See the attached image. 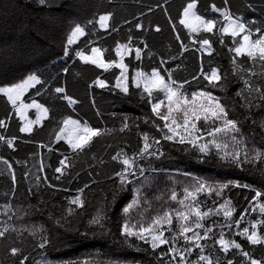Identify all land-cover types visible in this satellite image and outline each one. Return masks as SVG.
<instances>
[{
	"label": "trees",
	"instance_id": "16d2710c",
	"mask_svg": "<svg viewBox=\"0 0 264 264\" xmlns=\"http://www.w3.org/2000/svg\"><path fill=\"white\" fill-rule=\"evenodd\" d=\"M187 2L188 0H45L40 3V0H0V86H10L21 82L30 74H36L43 84L32 89L29 99L37 98L49 109V118L44 125L36 127L32 133L26 135L19 131L22 122L15 109L4 95H0V119H6L9 125L7 129H0V134L17 138L14 148H9L0 141V157L12 163L16 175V181L13 182L7 165L0 161V212H3V206L7 204H11L14 209H26L28 215L12 222L17 228L23 225L43 227L52 241L44 250L46 255H42L41 250L35 249L38 236H30L27 231L22 237L12 234L11 238L0 242V264H16V258L8 255L7 250L11 246H22L26 253H31L27 264H81L84 260L103 264H161L159 258L150 250L137 251L134 247H128L121 236L120 226L126 218L123 208L134 197L135 192L131 189L136 185H130V190L122 193L108 209L107 231L90 226L88 221L96 215L98 208L107 206L105 198L110 199L111 190L116 183L109 177L120 169V165L112 161L111 156L121 148L129 154L138 151L142 132H149L156 138L161 135L150 122L145 123V120L155 117L151 113L150 104L141 98L142 89L135 87L134 76L137 69L144 72H150L153 68L169 69L173 70V79L191 80L197 73L200 57L203 55L206 71L210 62L212 66L219 65L222 71L228 70L230 83L227 93L219 89L211 90L224 101H232L235 114L241 121L244 119V112L239 108L240 101L235 96L243 84L230 71L232 54L228 47L231 46V40L225 37V42L221 45L217 33L211 36L215 48L211 57L197 52L198 45H192L188 30L179 24L182 9ZM225 2L245 22L255 27H264V0H199L198 11L209 18H219L220 13L214 12L211 5L223 8ZM157 5L161 7H156ZM149 8L152 9L151 12ZM105 12L114 13L111 23L118 31H105L98 24L88 23ZM138 21L144 24V29H136L135 24ZM76 24L85 26L88 35L71 46L68 55H65L66 38ZM156 26L160 27V32L155 31ZM176 33L190 45V50L182 55ZM129 35L135 39L136 45L143 48L146 42L148 47L143 49L140 60L135 59L134 53L126 57L129 64L130 93L125 95L114 88L119 69L104 71L94 65L85 64L75 56V51H87L90 47L99 45L109 50L105 53L106 59L114 58L116 43L125 42ZM171 57L177 59L172 60ZM161 60L167 63L162 65ZM177 64L180 66L178 70ZM64 68H68L67 73L63 71ZM97 77L107 80L109 88L100 89L94 86L92 81ZM60 86L66 87L67 94L73 96L78 103L69 105L61 99V94L54 91ZM201 86L203 82L197 81L185 85V88L191 92ZM154 95L163 98L162 93ZM69 117H78L91 127L111 129L112 134L96 141L91 150L74 153L66 141L55 139L62 121ZM125 117L128 118L130 130L120 133L118 130ZM261 117H264V112L254 114L257 120ZM244 130L246 135L249 134L252 125L244 124ZM162 145L166 154L164 158L140 162L146 167L150 164L157 170L150 173L154 185L149 191L150 199L166 194V190L173 188L182 190L183 186L190 183L189 176L217 184L239 182L251 187H232L226 193L231 196L238 217L244 208L249 207L248 202L254 196V190L264 192V176L258 172L222 165L214 157L201 163L195 151H183L179 145L166 141H162ZM261 145H264V137L257 135L254 142L249 140V147L259 148ZM93 154L102 158L105 163L94 160ZM65 156L75 166L71 170L72 179L65 175L56 180L55 177L59 174L54 170ZM41 160L44 164L43 174L37 171ZM26 172H30V175L25 176ZM175 173L181 175L177 176ZM44 174L48 180L37 181L36 177ZM93 180L96 183H92ZM49 182L57 185V189L48 187ZM85 184L90 187L83 194L86 201L84 208L76 209L75 214L67 217L68 223L62 221L64 227L57 225L56 220L66 215V198H71ZM201 199L207 202V206H212L213 199L218 200L216 197L203 196ZM257 215L253 213L249 219L255 220ZM6 218L0 216V219ZM213 219L221 222L223 220L222 217ZM243 226L244 224L241 225ZM85 232L88 233L87 236L82 235ZM236 239L257 258L264 255V248L255 246L253 250V246L243 238L237 236ZM136 244L141 248L147 247L140 241H136ZM214 251L218 253V247ZM192 258L195 259V254Z\"/></svg>",
	"mask_w": 264,
	"mask_h": 264
},
{
	"label": "snow or ice",
	"instance_id": "6c2138e0",
	"mask_svg": "<svg viewBox=\"0 0 264 264\" xmlns=\"http://www.w3.org/2000/svg\"><path fill=\"white\" fill-rule=\"evenodd\" d=\"M44 2L45 0H40V3ZM198 3L199 0H188L182 9L179 24L188 30L192 37V45H198L196 51L207 54L209 57L215 52L211 36L219 33L218 42L221 45L224 44L225 37L230 38L231 46L228 47V51L232 54L230 71L233 77L243 84L235 96L240 101L239 108L244 112V119L241 121L235 114L232 101H224L221 96L211 90L219 89L227 93L230 83L228 70L222 71L219 65L212 66L210 62L206 71L203 55L200 57L197 73L191 77V80H175L172 78L173 70L169 69L153 68L150 72L137 69L134 77L135 87L142 89L141 98L150 104L151 113L155 117V119L150 117L145 120V123L150 122L161 135L156 138L149 132H142L141 146L138 151L129 154L121 148L111 156V160L120 165V169L109 177L116 183L111 190L110 199L105 198L107 206L98 208L96 215L88 223L90 226L94 225L107 231L108 209L122 193L130 190V185H136L134 189H131L135 192L134 197L123 208L126 218L120 226L123 242L128 247H134L137 251L150 250L159 258L161 264H264V255L257 258L236 239L237 236L243 238L253 246V250L255 246L264 248V192L254 190L255 194L248 202L249 207L244 208L238 217L236 216L237 208L231 196L226 193L232 187L245 189L251 187L239 182L228 181L217 184L189 176L190 183L183 186L180 192L173 188L166 194L149 199V191L154 187L150 173L157 170L150 164L146 167L140 162L164 158L166 154L162 141L179 145L186 152L195 151L201 163L214 157L222 165L242 171H255L264 176V145L259 148L249 147L250 139L254 142L257 135L264 137V117L259 120L254 118L255 113L264 112V27H255L245 22L232 12L227 2L223 8L215 4L211 5L214 12L220 13L219 18H209L201 14L198 11ZM151 11L152 9L149 8V12ZM113 16L114 13L105 12L95 21H88V23L98 24L99 28L105 31L110 29L118 31V28L111 23ZM124 23L130 22L124 21ZM135 27L142 30L144 24L138 21ZM173 27L175 28V25ZM155 31L160 32V27L156 26ZM87 35L85 26L76 24L66 38L65 55H68L72 45H76L82 37ZM176 39L180 42L182 49L180 55L190 50V45L181 40L179 33H176ZM85 47L87 48V42ZM147 47L146 42L143 48L136 45L135 39L129 35L125 42L116 43L113 50L114 58L106 59L105 53L109 50L99 45L92 46L87 51L78 49L75 51V56L85 64L94 65L104 71L119 69V75L115 76L114 88L127 95L130 93V77L129 64L125 63V59L134 53L135 59L140 60L143 49ZM171 59L176 60L177 57H171ZM160 63L163 65L167 61L161 60ZM179 67L177 64L176 69L178 70ZM63 71L67 73L68 68H64ZM197 81H202L203 86L191 92L185 88V85ZM42 84L43 81L38 75L30 74L19 83L0 86V94L7 98L16 114L24 121L23 126L19 128L20 132L32 133L34 126L42 125L43 118L49 113V109L35 99H32L30 103H25L22 99L30 88ZM92 84L100 89L109 88V82L99 77L93 80ZM54 91L61 94L60 98L69 105L78 103L73 96L67 94L66 87H56ZM160 93L163 94L162 99L154 95ZM29 109H36L35 120L28 118ZM246 123L252 125V131L247 135L244 130ZM8 126L6 119H0V129H7ZM126 130H130V125L128 118L125 117L118 131L123 133ZM112 131L91 127L69 117L62 121L55 139L65 140L74 153H83L91 150L96 141L111 135ZM16 139V137L0 134V141L9 148L15 147ZM40 147H47V145H40ZM92 158L101 164L105 163L95 154ZM0 161L7 165L11 180L15 182L16 175L12 163L4 160L3 157H0ZM24 163L27 164V161ZM74 167L69 157L65 156L54 170L59 174L55 177L56 180H60L65 175L72 179L71 170ZM37 171L42 174L44 172L42 160L37 166ZM28 175L30 172L25 173V176ZM76 175L78 176L79 173L77 172ZM36 179L37 181L48 180L46 174L38 175ZM92 183L96 181L93 180ZM48 187L57 189V185L51 182L48 183ZM89 187V184H85L78 188L71 198H66L68 199L66 215L56 220L57 225L64 227L62 221L68 223L67 217L75 214L76 209L84 208L86 201L83 199V194ZM202 196L216 197L218 200L213 199L212 206H207V202L201 199ZM3 209L0 216L7 218L0 219V242L8 240L12 234L22 237L27 231L30 236H38L35 249L41 250L42 255H46L44 250L51 245L52 241L43 227L23 225L17 228L12 221L23 219L28 215V211L24 208L14 209L11 204L4 205ZM253 213L258 214L255 220L249 219ZM214 217H222L223 220L222 222L214 220ZM242 224H244L243 227H241ZM76 231L79 232V229ZM95 234L94 232L93 235ZM82 235L87 236L88 233L85 232ZM136 241L142 242L147 247L141 248ZM217 247L218 253L214 251ZM7 251L9 256L16 258V264H27L30 261L31 253H26L22 246H11ZM194 254L195 259L192 258ZM81 264H103V262L84 260Z\"/></svg>",
	"mask_w": 264,
	"mask_h": 264
},
{
	"label": "rangeland",
	"instance_id": "374dc122",
	"mask_svg": "<svg viewBox=\"0 0 264 264\" xmlns=\"http://www.w3.org/2000/svg\"><path fill=\"white\" fill-rule=\"evenodd\" d=\"M82 38H84V37H82ZM81 38V39H82ZM80 39V40H81ZM80 42V41H79ZM73 46V45H72ZM125 63H127L126 62V59H125ZM128 64V63H127ZM128 74H129V69H128ZM130 77V76H129ZM135 77V76H134ZM38 85H35L33 88H30L27 92H25V94H24V96L22 97V99H24V101H25V103H30L31 102V100L32 99H35L36 101H38L40 104H43L39 99H37V98H31V99H29V94L31 93V91H32V89H34V88H36ZM0 95H3V94H0ZM44 105V104H43ZM45 107H47L46 105H44ZM48 108V107H47ZM18 116V115H17ZM27 116H28V118L29 119H31V120H35L36 119V116H37V112H36V109H29L28 111H27ZM19 117V116H18ZM20 118V117H19ZM49 118V113H48V115L46 116V117H44L43 118V122H42V125H44V122L47 120ZM72 119H74V120H79V121H81V123L82 124H87L88 126H90L87 122H84L82 119H80V118H78V117H71ZM21 122H22V126H23V123H24V121L23 120H21ZM42 125H35L34 126V129L36 128V127H38V126H42ZM23 134H30V133H24L23 132ZM65 141V140H64ZM68 144V143H67ZM70 146V145H69ZM175 175H177V176H180L181 174L180 173H175ZM167 192H168V190H166ZM177 192H180L181 190H176ZM152 195V194H151ZM149 199H150V197H149ZM151 199H152V197H151ZM155 206V205H154Z\"/></svg>",
	"mask_w": 264,
	"mask_h": 264
}]
</instances>
